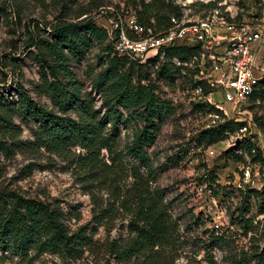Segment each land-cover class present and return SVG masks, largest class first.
I'll return each mask as SVG.
<instances>
[{
    "label": "rangeland",
    "instance_id": "obj_1",
    "mask_svg": "<svg viewBox=\"0 0 264 264\" xmlns=\"http://www.w3.org/2000/svg\"><path fill=\"white\" fill-rule=\"evenodd\" d=\"M139 1L0 0V116L8 118L12 127L9 133L0 135V143L5 146L0 152V206L8 208L12 197L53 203L62 210L64 223L71 232L88 225L86 235L91 237L89 247L80 257L34 252L21 256L0 251V264H136L132 260L117 263L108 256L109 242L118 239L123 242L127 237L129 214L121 205L133 182L132 167L137 165L125 151L134 123H116L115 152L122 167L107 169L104 182L98 178L102 173L100 167L94 168L95 177L91 175L89 162L82 159L85 153L78 147L60 154L37 148L33 133L39 124L22 116L16 105L20 93L32 105L56 113L42 87L40 69L34 59L38 57L32 45L34 36L53 40L52 30L60 21L92 22L106 36L111 21L123 23L129 16L147 26L149 14L141 11ZM156 1L158 6L169 8L170 17L176 16L175 11L180 17L193 18H205L216 12L225 22L264 26V0ZM149 23L154 25L153 17H149ZM84 36L92 45L82 59H71L69 69L80 85L81 96L93 100V108L101 119L104 109L93 82L106 66L105 47L111 46V41L107 36L102 45H97L91 36L86 33ZM176 46L184 44L179 42ZM163 53L149 52L144 63L129 62L124 67L126 71L132 68L133 84L142 80L141 84L145 85L150 81L157 97L170 106L166 115L156 119L159 121L156 140L145 150L153 167V174L148 177L149 188L161 192L171 221L170 243L158 253L159 261L160 264H206L202 261L204 248L210 244L214 232L224 236L225 242L210 246L213 260L216 264H231L233 255L264 250V128L261 130L254 121L256 116L264 125V101L249 99L239 107L238 117L228 120L231 131L224 130L222 139L215 144L198 145L197 135L201 131L217 130L228 122L212 123L200 114L210 109L209 103L205 107L204 103L190 101V96L185 94L193 88V82L199 81L205 91L209 62L199 57L198 52L194 54L197 59L189 57L172 62ZM111 54L119 57L112 49ZM171 65L182 69L172 79L157 76L162 66ZM212 96L215 102H223L220 94ZM77 114L75 110L66 113L71 118ZM109 128L110 124L106 123V134ZM237 138L241 140L239 148L224 154ZM106 155L103 150L98 159L110 165ZM106 206L111 210L110 218L105 225L96 227L91 221L92 212ZM242 217L253 219L255 227L247 234L240 223Z\"/></svg>",
    "mask_w": 264,
    "mask_h": 264
},
{
    "label": "trees",
    "instance_id": "obj_2",
    "mask_svg": "<svg viewBox=\"0 0 264 264\" xmlns=\"http://www.w3.org/2000/svg\"><path fill=\"white\" fill-rule=\"evenodd\" d=\"M156 2L140 0L139 4L141 11L147 12L155 20L154 25H151L148 17L145 26L153 33H161L168 27L171 17L167 14L169 8L158 6ZM171 9L175 11V8ZM175 14V17H180L176 11ZM60 22L52 30L53 40L34 36L32 44L38 54L34 59L40 69L43 90L56 113L32 105L20 93L17 110L22 116L39 124L33 133V143L37 148L60 154L68 148L78 147L85 153L82 159L89 162L91 175H96L94 168L100 167L102 173L98 178L104 182V172L107 169L110 170L112 166L122 167V161L117 159L115 152V138L118 137L116 123H134L131 141L125 146V151L137 165L132 167L133 182L122 197L121 205L129 214L127 237L123 242L119 239L111 240L108 244V256L117 263L132 260L136 264H160L158 253L170 243L171 221L167 216L161 192L149 188L148 177L153 174V167L145 150L156 140L159 128V121L156 119L166 115L170 106L157 97L154 93L155 87L150 81L145 85L141 84L142 80L137 85L133 84L130 71L132 68L129 67V71L124 70L126 63L132 61L125 56L112 55L111 46L107 44L106 66L93 82V88L99 93L104 109V116L100 119L93 108V100L81 96L80 85L69 69V64L72 58L82 59L84 52L92 45V41L84 33L91 36L97 45H102L107 38L105 31L97 29L92 22ZM197 52V46L185 45L167 48L163 55L171 62L173 59L184 61L195 56ZM171 66H162L156 73L157 76L164 80L172 79L173 74H178L182 69L181 66ZM197 85H201V82L192 84L193 87ZM249 99L264 101V78ZM70 110H75L77 117L66 115ZM254 121L261 130L264 128L256 116ZM106 123L110 124L107 134L104 132ZM230 124L231 121H228L217 130L201 131L197 135V144H204L206 147L215 144L222 139L224 130L231 131ZM11 130L10 120L0 116V135ZM4 150L5 146L0 143V152ZM103 150L107 152L106 160L110 165L98 159ZM110 213L107 206L93 210L91 221L96 227L105 225ZM240 223L245 234L255 227L252 224L253 219L242 217ZM87 229L88 225L71 232L64 223V214L60 207L50 202L12 197L8 200V208L0 206V251L21 256L34 252L43 255L55 254L63 258L80 257L91 242V237L86 235ZM209 241L210 244L204 248L202 261L216 264L209 249L211 245L224 243V236L213 232ZM230 261L231 264H264V250L242 252L231 256Z\"/></svg>",
    "mask_w": 264,
    "mask_h": 264
},
{
    "label": "built area",
    "instance_id": "obj_3",
    "mask_svg": "<svg viewBox=\"0 0 264 264\" xmlns=\"http://www.w3.org/2000/svg\"><path fill=\"white\" fill-rule=\"evenodd\" d=\"M111 25L107 36L112 53L139 64L148 59L149 52L163 53L179 42L197 46L199 57L209 62L204 80L206 93L197 85L185 94L190 101L204 103L205 107L209 103L213 109L207 108L200 114L212 123L236 119L239 107L264 78V26L259 24L236 25L213 12L205 18L171 17L168 27L157 34L139 24L134 16L123 23L111 21ZM213 93L220 94L223 102H215Z\"/></svg>",
    "mask_w": 264,
    "mask_h": 264
},
{
    "label": "water",
    "instance_id": "obj_4",
    "mask_svg": "<svg viewBox=\"0 0 264 264\" xmlns=\"http://www.w3.org/2000/svg\"><path fill=\"white\" fill-rule=\"evenodd\" d=\"M241 143V140L237 138L232 145H229V147L223 151L224 154H229V152L234 151L239 148Z\"/></svg>",
    "mask_w": 264,
    "mask_h": 264
}]
</instances>
